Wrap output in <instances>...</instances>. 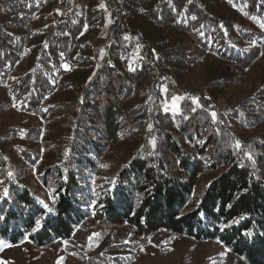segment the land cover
<instances>
[{
	"label": "trees",
	"instance_id": "16d2710c",
	"mask_svg": "<svg viewBox=\"0 0 264 264\" xmlns=\"http://www.w3.org/2000/svg\"><path fill=\"white\" fill-rule=\"evenodd\" d=\"M262 25L264 0H0V241L264 264Z\"/></svg>",
	"mask_w": 264,
	"mask_h": 264
},
{
	"label": "rangeland",
	"instance_id": "374dc122",
	"mask_svg": "<svg viewBox=\"0 0 264 264\" xmlns=\"http://www.w3.org/2000/svg\"><path fill=\"white\" fill-rule=\"evenodd\" d=\"M178 100H176V103ZM173 100L167 103L171 109ZM178 104V103H177ZM171 113H176L171 111ZM4 242V241H3ZM75 242H57L35 251L26 241L19 244L4 242L0 247V261L10 264H84L79 245ZM133 264H238L233 257L217 243H179L170 250L157 246L142 252Z\"/></svg>",
	"mask_w": 264,
	"mask_h": 264
},
{
	"label": "snow or ice",
	"instance_id": "6c2138e0",
	"mask_svg": "<svg viewBox=\"0 0 264 264\" xmlns=\"http://www.w3.org/2000/svg\"><path fill=\"white\" fill-rule=\"evenodd\" d=\"M189 2H190V0H189ZM99 7H101V8H106V5H104V4H100ZM58 11H59V10H58ZM262 27H264V25H262ZM126 39H127V37H126ZM103 55H104V53H103V51H101V53H100V58H101V59L103 58ZM63 67H64L66 70H70V69H69V66H68L67 64H65ZM177 99H178L177 97H173V98H172L173 103H172V105H171V109H170L168 106H165V107H164V111H165V112H168V111L171 110V111H174V112H176V113H179V111H180V107H179V105L176 103V100H177ZM192 103H193L194 105H196L197 107L199 106V102H198V100H195V99H194V100L192 101ZM13 106H15V105H13ZM192 110L195 111V108H193ZM210 115H211V119H212V121H213L214 123L217 122V114H216V112L213 111V112L210 113ZM149 131H151V126H149ZM152 143H153V145H155V141H154V140L152 141ZM234 147H235L236 150H240L241 147H242L241 142H240V141H236ZM66 155H67V153H66ZM245 155L248 157L249 160H252V155H251V153H245ZM13 175H14L13 172L9 171V172L7 173V178H8V179H11V178L13 177ZM3 183H4V181H3V180H0V184H3ZM8 195H9V193H8L7 189L4 188V189H3V197H0V199L6 198ZM41 203L43 204V201H41ZM44 207H47V205L45 204ZM49 211H50V209H49ZM0 219H3V217H0ZM242 219H243V217H242ZM235 222H236V221H234V223H235ZM39 226H40L39 221H36V227H37V229L39 228ZM5 246H6V245L4 244V242H3V241H0V247H5ZM0 264H10V262H7V261H0Z\"/></svg>",
	"mask_w": 264,
	"mask_h": 264
},
{
	"label": "built area",
	"instance_id": "2783aa9c",
	"mask_svg": "<svg viewBox=\"0 0 264 264\" xmlns=\"http://www.w3.org/2000/svg\"><path fill=\"white\" fill-rule=\"evenodd\" d=\"M191 98V97H190Z\"/></svg>",
	"mask_w": 264,
	"mask_h": 264
}]
</instances>
